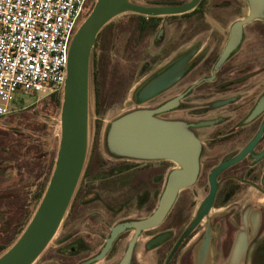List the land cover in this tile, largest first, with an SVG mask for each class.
<instances>
[{"label":"flooded vegetation","instance_id":"af4514ba","mask_svg":"<svg viewBox=\"0 0 264 264\" xmlns=\"http://www.w3.org/2000/svg\"><path fill=\"white\" fill-rule=\"evenodd\" d=\"M191 1L134 3L169 8ZM250 11L248 0H198L178 14H123L102 34L98 53H90L94 98L97 64L105 62L109 83L119 45L128 74L144 76L133 93L137 109L161 98L147 108L156 110L178 99L156 116L182 121L197 139L196 173L164 218L137 229L134 224L156 211L175 165L109 152L105 138L111 122L98 150L97 123L60 229L35 264H119L130 245V264H197L202 243L209 264H227L238 238V264H264V4L253 18ZM184 57L176 82L137 103L143 84ZM114 230L108 249L95 259Z\"/></svg>","mask_w":264,"mask_h":264},{"label":"water","instance_id":"95a60500","mask_svg":"<svg viewBox=\"0 0 264 264\" xmlns=\"http://www.w3.org/2000/svg\"><path fill=\"white\" fill-rule=\"evenodd\" d=\"M198 0L179 7H150L131 0H95L92 8L73 33L68 46L66 80L63 84L59 112V137L51 174L35 210L16 240L0 254V264H35L48 248L60 229L62 220L82 174L89 146V64L92 46L100 30L115 18L131 13L154 17L172 15L190 10ZM250 2L249 18L258 15L264 0ZM185 57L143 84L136 92L137 103L150 99L180 77ZM178 99L164 103L156 110L135 109L113 120L105 138L109 152L135 159H164L175 167L167 177L165 190L159 197L158 207L145 221L134 224L149 228L169 212L178 190L195 176L197 139L178 120H165L156 114L173 108ZM106 247L95 258H101ZM240 238L227 264H238L241 251ZM130 245L119 264H130ZM206 245L197 252V264H209L204 258Z\"/></svg>","mask_w":264,"mask_h":264},{"label":"built area","instance_id":"2783aa9c","mask_svg":"<svg viewBox=\"0 0 264 264\" xmlns=\"http://www.w3.org/2000/svg\"><path fill=\"white\" fill-rule=\"evenodd\" d=\"M95 0H0V120L18 97L61 95L68 46Z\"/></svg>","mask_w":264,"mask_h":264},{"label":"rangeland","instance_id":"374dc122","mask_svg":"<svg viewBox=\"0 0 264 264\" xmlns=\"http://www.w3.org/2000/svg\"><path fill=\"white\" fill-rule=\"evenodd\" d=\"M131 1L137 2V0ZM120 17L103 27L98 36V43H95L91 48V55L98 53V48H101L103 42L102 34L111 28V25H116L120 21ZM119 50V45H117L116 54L112 56V59L116 60V64L112 67L113 71L110 80H108L109 83L104 86L103 101L100 98L98 101L103 110L102 114L97 112L98 105H94L95 98L91 89L92 86H89V152L90 149L92 150L91 146L97 135L95 132L97 123L100 127L97 135V148L101 151L109 122L138 108L134 104L133 93L144 76L143 74L138 76V73L135 75L128 74L129 65L120 60L121 56L117 54ZM36 100L34 97L17 96L12 103L11 113L0 120V189H16L17 194L25 197V209L31 213L36 207L28 205V201L38 191L39 185L44 182L48 174L47 184L49 174L52 171V168H47V161L50 155L56 156L59 137L60 105L59 109L53 108L49 98ZM160 100L161 98L157 101L145 102L139 107L149 108ZM29 145L41 147L42 169H37L35 166L34 162L37 161L35 156L27 155Z\"/></svg>","mask_w":264,"mask_h":264},{"label":"trees","instance_id":"16d2710c","mask_svg":"<svg viewBox=\"0 0 264 264\" xmlns=\"http://www.w3.org/2000/svg\"><path fill=\"white\" fill-rule=\"evenodd\" d=\"M97 66L98 70L94 74L93 83L95 105H98V114H102L103 110L100 104H98V101L99 98L101 100L105 96L103 89L106 83L107 70L104 68L105 62L101 59ZM49 99L53 108L59 109L61 95H52ZM27 155L30 157L35 156V160H37L36 163L34 162L35 166L37 169H42V149L39 145H29ZM53 155H50L47 161V168L49 169L53 166ZM47 176L44 182L39 185L38 191L32 196L31 205L34 207L37 206L41 194L44 191ZM24 198V196L17 194L16 189H0V254L16 240L31 215V212L25 209L26 204Z\"/></svg>","mask_w":264,"mask_h":264}]
</instances>
